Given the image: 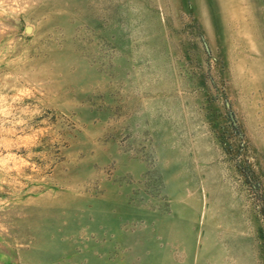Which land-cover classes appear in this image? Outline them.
<instances>
[{
    "label": "rangeland",
    "instance_id": "374dc122",
    "mask_svg": "<svg viewBox=\"0 0 264 264\" xmlns=\"http://www.w3.org/2000/svg\"><path fill=\"white\" fill-rule=\"evenodd\" d=\"M0 264H264V0H0Z\"/></svg>",
    "mask_w": 264,
    "mask_h": 264
}]
</instances>
